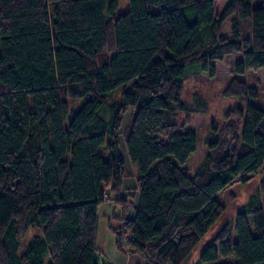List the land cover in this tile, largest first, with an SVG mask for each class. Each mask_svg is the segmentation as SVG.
I'll use <instances>...</instances> for the list:
<instances>
[{
    "label": "trees",
    "instance_id": "trees-1",
    "mask_svg": "<svg viewBox=\"0 0 264 264\" xmlns=\"http://www.w3.org/2000/svg\"><path fill=\"white\" fill-rule=\"evenodd\" d=\"M119 4L0 0V264H104L96 241L105 199L125 209L111 226L120 249L128 245L146 264H181L222 214L218 193L264 165V94L239 76L223 93L245 106L229 107L221 125L213 119L198 170L175 162L199 142L194 130H179L180 115L206 109L200 98H182L186 71L198 66L214 77V61L230 54H242L235 73L264 67V4L227 0L218 15L215 0H130L117 15ZM129 109L136 203L122 195L120 129ZM233 224L237 239L224 226L200 260L264 264L260 194Z\"/></svg>",
    "mask_w": 264,
    "mask_h": 264
},
{
    "label": "rangeland",
    "instance_id": "rangeland-1",
    "mask_svg": "<svg viewBox=\"0 0 264 264\" xmlns=\"http://www.w3.org/2000/svg\"><path fill=\"white\" fill-rule=\"evenodd\" d=\"M226 3L227 0H215V11L218 15L222 12ZM255 4H264V0H255ZM129 6L130 0H120L116 14L119 15L126 12ZM231 27V19L228 18L222 26V32L230 34ZM241 57L242 54H230L225 56L223 60L214 61L216 66V75L214 77H212L207 70L198 66L191 67L186 71L182 98L189 102H194L200 98L206 104V109L201 112L180 115V122H182L183 127L179 128V130H194L199 141L198 149L190 155L185 163H180L173 158L175 162L190 174H194L198 170L200 163L205 157L207 147L204 143L205 139L209 136H213L212 132L216 133V131L212 129L213 119L221 125L223 117L229 107L236 105L245 106L240 98L228 96L223 93L224 88L229 83V79L234 76H239L247 78L250 83L258 82L261 84L262 93L264 94V67L248 69L244 74L235 73L233 70L234 65ZM120 93L121 88L114 91L116 97H118ZM87 97L88 96H83L77 100L69 99L68 103L70 108L80 107ZM130 118L131 109L126 112L120 129V149L124 159L125 174L122 195L129 197L130 200L136 201L138 199V193L136 195L134 193L137 192L135 186L137 185L139 169L137 164L133 163L129 157L124 137L125 129L130 123ZM106 145L107 142L103 152L105 155H108ZM263 177L264 165L258 171L240 174L218 193V199L225 204L222 214L201 238L190 256L181 264H205L200 260L202 251L208 244L214 242L213 240L226 225L230 226V239H237V232L233 222L235 221L238 209L245 205L249 201L250 196L254 193L260 194L264 208V191H259L260 181ZM128 212L131 214L133 208L130 207ZM100 215L102 216L103 214L100 212ZM103 222L102 220L100 225H103ZM231 257L232 255L228 257L221 256L220 259L215 261V264L231 263Z\"/></svg>",
    "mask_w": 264,
    "mask_h": 264
},
{
    "label": "crops",
    "instance_id": "crops-1",
    "mask_svg": "<svg viewBox=\"0 0 264 264\" xmlns=\"http://www.w3.org/2000/svg\"><path fill=\"white\" fill-rule=\"evenodd\" d=\"M110 187L111 183L108 184L107 188ZM136 187L137 185L135 188ZM137 193L139 195L138 189L134 194L136 195ZM132 208L133 212L131 214L128 212L129 210L126 212L130 216H133L135 213L134 206ZM124 211L125 209L121 204L110 199H105L100 204L96 241L98 257L104 262V264H146V260L139 254L131 252L128 245H122L124 250L118 247L117 234L113 231L111 226H119L122 224L123 220L121 216L124 214ZM100 212L103 214L102 216L100 215ZM102 220L104 221L103 225H100Z\"/></svg>",
    "mask_w": 264,
    "mask_h": 264
}]
</instances>
